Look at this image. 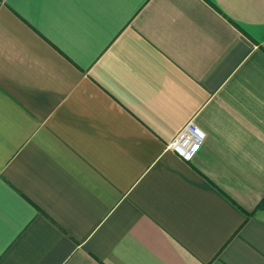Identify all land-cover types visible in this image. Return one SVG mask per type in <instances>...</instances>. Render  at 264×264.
Returning <instances> with one entry per match:
<instances>
[{
	"label": "crops",
	"instance_id": "1",
	"mask_svg": "<svg viewBox=\"0 0 264 264\" xmlns=\"http://www.w3.org/2000/svg\"><path fill=\"white\" fill-rule=\"evenodd\" d=\"M262 200L264 0H0V264H264Z\"/></svg>",
	"mask_w": 264,
	"mask_h": 264
},
{
	"label": "built area",
	"instance_id": "2",
	"mask_svg": "<svg viewBox=\"0 0 264 264\" xmlns=\"http://www.w3.org/2000/svg\"><path fill=\"white\" fill-rule=\"evenodd\" d=\"M205 138V131L194 120H190L177 132L167 147L181 159L189 161L200 150Z\"/></svg>",
	"mask_w": 264,
	"mask_h": 264
},
{
	"label": "trees",
	"instance_id": "3",
	"mask_svg": "<svg viewBox=\"0 0 264 264\" xmlns=\"http://www.w3.org/2000/svg\"><path fill=\"white\" fill-rule=\"evenodd\" d=\"M257 208H264V200H262V201L258 204Z\"/></svg>",
	"mask_w": 264,
	"mask_h": 264
}]
</instances>
